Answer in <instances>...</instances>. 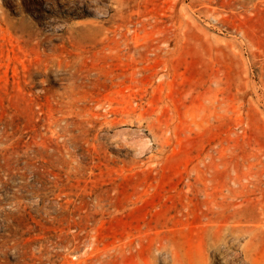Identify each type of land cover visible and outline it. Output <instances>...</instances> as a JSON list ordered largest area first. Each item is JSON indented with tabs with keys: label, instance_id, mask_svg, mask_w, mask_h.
Returning a JSON list of instances; mask_svg holds the SVG:
<instances>
[{
	"label": "rangeland",
	"instance_id": "rangeland-1",
	"mask_svg": "<svg viewBox=\"0 0 264 264\" xmlns=\"http://www.w3.org/2000/svg\"><path fill=\"white\" fill-rule=\"evenodd\" d=\"M115 1L0 0V264H264V0Z\"/></svg>",
	"mask_w": 264,
	"mask_h": 264
},
{
	"label": "bare ground",
	"instance_id": "bare-ground-1",
	"mask_svg": "<svg viewBox=\"0 0 264 264\" xmlns=\"http://www.w3.org/2000/svg\"><path fill=\"white\" fill-rule=\"evenodd\" d=\"M212 1V0H211ZM116 2V15H118L119 17H122V18H124V20H125V15L123 16V8L125 7V3H126V1H124V0H116L115 1ZM204 6V5H203ZM210 6V5H209ZM209 6H208V9H209ZM196 7V6H195ZM200 9V8H199ZM128 14V13H127ZM127 16V15H126ZM127 18H129L128 16H127ZM115 22V21H114ZM102 28H103V26H102ZM101 28V29H102ZM259 220V219H258ZM259 223V222H258ZM257 223V224H258ZM256 227V226H255Z\"/></svg>",
	"mask_w": 264,
	"mask_h": 264
}]
</instances>
